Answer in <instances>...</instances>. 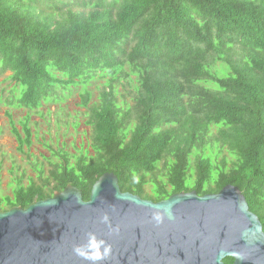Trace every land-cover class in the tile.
<instances>
[{
	"label": "trees",
	"instance_id": "obj_1",
	"mask_svg": "<svg viewBox=\"0 0 264 264\" xmlns=\"http://www.w3.org/2000/svg\"><path fill=\"white\" fill-rule=\"evenodd\" d=\"M8 70L28 109L56 99L58 86L106 81L91 104L81 93L88 146L49 147L52 168L34 162L37 177L15 176L0 209L68 183L88 199L112 171L122 190L155 201L238 185L264 227V0H0V74ZM123 80L131 100L118 96ZM10 118L24 151L31 114L21 128Z\"/></svg>",
	"mask_w": 264,
	"mask_h": 264
},
{
	"label": "water",
	"instance_id": "obj_2",
	"mask_svg": "<svg viewBox=\"0 0 264 264\" xmlns=\"http://www.w3.org/2000/svg\"><path fill=\"white\" fill-rule=\"evenodd\" d=\"M105 214L111 228L101 222ZM88 232L112 246L99 264H227V256L233 264H264L263 222L238 185L155 201L122 190L112 171L97 178L88 199L68 183L25 207L0 209V264H90L73 251Z\"/></svg>",
	"mask_w": 264,
	"mask_h": 264
},
{
	"label": "rangeland",
	"instance_id": "obj_3",
	"mask_svg": "<svg viewBox=\"0 0 264 264\" xmlns=\"http://www.w3.org/2000/svg\"><path fill=\"white\" fill-rule=\"evenodd\" d=\"M39 1L48 4L54 0ZM11 74L10 70L0 74V195L11 194L15 176L22 177L26 183L30 177H37L34 162L46 171L52 168V163L58 158L49 147L60 146L75 154L88 146L91 133V126L87 123L89 105L97 99L106 81L105 77L96 75L87 84H71L67 88L58 86L56 99L49 98L40 107L28 109L17 105L20 87ZM117 85L118 96L131 100L134 88L125 80ZM85 88L92 94L89 105L82 103L81 93ZM27 112L31 114L33 143L22 151L12 133L10 114L21 128L17 120Z\"/></svg>",
	"mask_w": 264,
	"mask_h": 264
},
{
	"label": "clouds",
	"instance_id": "obj_4",
	"mask_svg": "<svg viewBox=\"0 0 264 264\" xmlns=\"http://www.w3.org/2000/svg\"><path fill=\"white\" fill-rule=\"evenodd\" d=\"M153 218L157 222H160L162 220V215L157 212L154 213ZM101 222L108 224L111 228L110 217L107 214L101 217ZM73 251L76 256L85 261H89L90 264H99V262L105 260L111 255L112 246L106 239L98 236L95 232H88L86 241L84 243L76 244Z\"/></svg>",
	"mask_w": 264,
	"mask_h": 264
},
{
	"label": "flooded vegetation",
	"instance_id": "obj_5",
	"mask_svg": "<svg viewBox=\"0 0 264 264\" xmlns=\"http://www.w3.org/2000/svg\"><path fill=\"white\" fill-rule=\"evenodd\" d=\"M229 257V258H228ZM225 261V263L227 264H233L234 258L231 256H227L223 259Z\"/></svg>",
	"mask_w": 264,
	"mask_h": 264
}]
</instances>
